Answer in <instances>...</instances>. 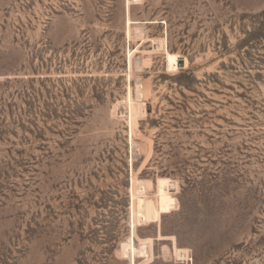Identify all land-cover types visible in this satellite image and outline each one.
<instances>
[{
  "label": "rangeland",
  "instance_id": "374dc122",
  "mask_svg": "<svg viewBox=\"0 0 264 264\" xmlns=\"http://www.w3.org/2000/svg\"><path fill=\"white\" fill-rule=\"evenodd\" d=\"M0 264H264V0H0Z\"/></svg>",
  "mask_w": 264,
  "mask_h": 264
},
{
  "label": "bare ground",
  "instance_id": "6f19581e",
  "mask_svg": "<svg viewBox=\"0 0 264 264\" xmlns=\"http://www.w3.org/2000/svg\"><path fill=\"white\" fill-rule=\"evenodd\" d=\"M147 185H149V183ZM152 206H153V204L150 203V207H152ZM142 247H143V245H142ZM122 250H123V255H125V256L128 255L130 252H136V250L132 249V247L129 244H123L122 245ZM148 252H149L148 251V247H146V246L141 248L140 251H139V253L146 254V255H148Z\"/></svg>",
  "mask_w": 264,
  "mask_h": 264
},
{
  "label": "water",
  "instance_id": "95a60500",
  "mask_svg": "<svg viewBox=\"0 0 264 264\" xmlns=\"http://www.w3.org/2000/svg\"><path fill=\"white\" fill-rule=\"evenodd\" d=\"M181 65H183V62H181Z\"/></svg>",
  "mask_w": 264,
  "mask_h": 264
}]
</instances>
